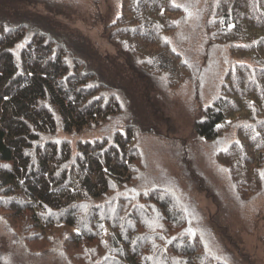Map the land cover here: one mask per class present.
Here are the masks:
<instances>
[{
	"label": "trees",
	"instance_id": "16d2710c",
	"mask_svg": "<svg viewBox=\"0 0 264 264\" xmlns=\"http://www.w3.org/2000/svg\"><path fill=\"white\" fill-rule=\"evenodd\" d=\"M120 2L116 18L102 21L101 30L123 58L121 70L128 67L140 80L162 75L172 89L192 81V137L216 143L215 159L227 172L232 197L249 202L262 195L264 0L206 1L204 45H226L239 58L228 64L213 100L200 105V80L172 39L186 16L182 6L175 0ZM75 36L27 14L0 21V215L10 228L31 253L59 249L69 264H252L241 230H231L226 217L224 225L217 216L210 220L227 237L224 256L198 244L205 218L194 205L183 214L182 189L172 193L181 207L174 215L159 199L165 188L132 189L140 162L137 123L76 146L60 136L128 111L114 62ZM223 130L230 135L222 138ZM147 200L162 211L156 227ZM43 239V248H34Z\"/></svg>",
	"mask_w": 264,
	"mask_h": 264
},
{
	"label": "rangeland",
	"instance_id": "374dc122",
	"mask_svg": "<svg viewBox=\"0 0 264 264\" xmlns=\"http://www.w3.org/2000/svg\"><path fill=\"white\" fill-rule=\"evenodd\" d=\"M206 1L175 0L186 16L172 38L200 80V98L204 102L201 101L199 105L213 100L228 64L239 58V54L233 55L226 45L213 43L211 48L204 45L206 27L201 13L207 6ZM120 6V0H0V21L3 17L18 18V13L23 16L27 14L31 19L43 20L68 35L69 32L72 35L75 33L76 38L87 39L104 56H108L115 64L114 76L123 87L127 113L112 116L100 126L87 128L81 133L68 135L60 131V136L70 138L73 146H76L79 140L112 136L126 130L130 123H137L140 130L136 134L140 162L139 175L132 189L150 192L154 188H165L167 194H161L159 199L172 215L178 213L180 207L172 193H175L176 187L182 189L185 207L180 208L183 214L188 213L194 205L192 211L201 213L205 218L200 227L206 230L205 238L199 240L198 244L224 256V248L229 246L227 237L225 239L220 232L217 234L218 230L210 220L217 216L224 225L226 217L229 224H234L230 226L231 230H241L244 240L242 247L253 258L252 264H264V192L249 202H240L232 197L227 172L217 165L215 159L216 143H198L192 137L191 123L197 112L192 81L186 80L172 89L167 86L166 79L161 78L162 75L140 80L128 67L121 70L123 58L101 30L102 21L114 20ZM222 134L224 138L230 132L223 130ZM145 196L151 198V193ZM148 200L144 202V208L152 212L154 218L151 225L156 227L162 211L158 204ZM220 203L223 204L221 211ZM4 218L0 215V259L7 264H69L64 252L59 249L31 253ZM209 223L210 226L207 225ZM210 230L214 232L208 233ZM55 233L59 236L62 231ZM45 244L43 239L36 242L34 248H43ZM233 253L241 259L237 251L233 250Z\"/></svg>",
	"mask_w": 264,
	"mask_h": 264
},
{
	"label": "snow or ice",
	"instance_id": "6c2138e0",
	"mask_svg": "<svg viewBox=\"0 0 264 264\" xmlns=\"http://www.w3.org/2000/svg\"><path fill=\"white\" fill-rule=\"evenodd\" d=\"M262 176H264V173H262Z\"/></svg>",
	"mask_w": 264,
	"mask_h": 264
}]
</instances>
